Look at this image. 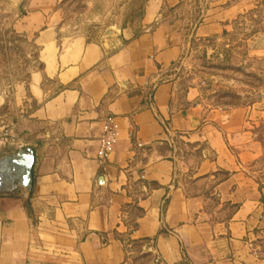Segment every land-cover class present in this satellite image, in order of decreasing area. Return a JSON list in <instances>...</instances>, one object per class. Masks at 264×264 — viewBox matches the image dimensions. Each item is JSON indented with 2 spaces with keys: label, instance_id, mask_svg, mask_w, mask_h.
Instances as JSON below:
<instances>
[{
  "label": "crops",
  "instance_id": "obj_1",
  "mask_svg": "<svg viewBox=\"0 0 264 264\" xmlns=\"http://www.w3.org/2000/svg\"><path fill=\"white\" fill-rule=\"evenodd\" d=\"M62 1L0 0L35 51L8 101L23 112L14 153L34 160L30 191L0 195V264H126L136 242L163 264H243L264 223L251 115L204 105L177 73L189 45L235 28L241 0H145L94 14L90 37L70 32ZM105 114L118 137L99 167Z\"/></svg>",
  "mask_w": 264,
  "mask_h": 264
},
{
  "label": "rangeland",
  "instance_id": "obj_2",
  "mask_svg": "<svg viewBox=\"0 0 264 264\" xmlns=\"http://www.w3.org/2000/svg\"><path fill=\"white\" fill-rule=\"evenodd\" d=\"M143 3L142 0H63L61 7L70 32L90 37L99 33L94 14L108 10L111 17L120 14L125 17L133 9H141ZM241 3L243 13L237 18L235 28L220 40L189 45L177 65V73L182 85H192L197 90L204 105L226 111L240 109L243 114L251 115L245 127L259 155L254 176L260 183L264 182V51L260 49L264 42V0H241ZM10 21L9 17L0 16V95L7 101L0 107V125L6 129L11 127L17 111L23 114L10 109L8 104L13 85L24 82L35 66L34 48L25 45L11 31ZM11 134L14 142L20 143L14 130ZM15 150L17 146L7 145L0 159ZM181 150L184 156L185 151ZM13 192L14 189L0 191V195ZM260 199L264 213V194ZM232 210L233 206L227 205L225 215ZM141 246L132 243L126 264H163L157 254ZM247 251L243 264H264V223L250 235Z\"/></svg>",
  "mask_w": 264,
  "mask_h": 264
},
{
  "label": "built area",
  "instance_id": "obj_3",
  "mask_svg": "<svg viewBox=\"0 0 264 264\" xmlns=\"http://www.w3.org/2000/svg\"><path fill=\"white\" fill-rule=\"evenodd\" d=\"M12 128L11 126L9 129H6L0 125V153H3L7 145H15L17 149L23 147L21 143L14 142L11 134ZM100 131L96 150V161L99 167H103L107 163L112 152L113 144L118 137V124L111 114H105L101 117Z\"/></svg>",
  "mask_w": 264,
  "mask_h": 264
},
{
  "label": "water",
  "instance_id": "obj_4",
  "mask_svg": "<svg viewBox=\"0 0 264 264\" xmlns=\"http://www.w3.org/2000/svg\"><path fill=\"white\" fill-rule=\"evenodd\" d=\"M33 160L34 156L30 148H25L16 153L2 157L0 163H7L9 165V171L14 172L16 175L11 179L9 175L1 173L0 191L12 190L17 186L30 191Z\"/></svg>",
  "mask_w": 264,
  "mask_h": 264
},
{
  "label": "flooded vegetation",
  "instance_id": "obj_5",
  "mask_svg": "<svg viewBox=\"0 0 264 264\" xmlns=\"http://www.w3.org/2000/svg\"><path fill=\"white\" fill-rule=\"evenodd\" d=\"M1 173L9 175L11 179L16 175L14 172L9 171V165L5 162L0 163V174Z\"/></svg>",
  "mask_w": 264,
  "mask_h": 264
},
{
  "label": "trees",
  "instance_id": "obj_6",
  "mask_svg": "<svg viewBox=\"0 0 264 264\" xmlns=\"http://www.w3.org/2000/svg\"><path fill=\"white\" fill-rule=\"evenodd\" d=\"M143 2L145 1V0H142Z\"/></svg>",
  "mask_w": 264,
  "mask_h": 264
}]
</instances>
